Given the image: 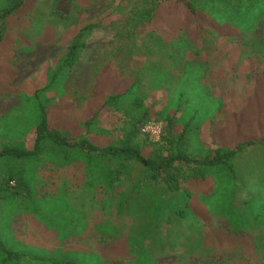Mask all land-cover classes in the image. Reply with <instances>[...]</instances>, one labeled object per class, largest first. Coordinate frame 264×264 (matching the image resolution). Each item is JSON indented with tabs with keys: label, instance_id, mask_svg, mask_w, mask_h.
I'll list each match as a JSON object with an SVG mask.
<instances>
[{
	"label": "rangeland",
	"instance_id": "1",
	"mask_svg": "<svg viewBox=\"0 0 264 264\" xmlns=\"http://www.w3.org/2000/svg\"><path fill=\"white\" fill-rule=\"evenodd\" d=\"M253 2V7L241 9L238 16L247 19L242 25H235V29L233 26H228L225 32L211 27L204 29L201 39L193 45L198 54L188 51L186 55L200 62L192 68L185 62V43L189 42L186 28L193 31L192 17L186 16V11H182L180 18L172 16V7L166 0L157 1L152 19L145 23H132L130 17L132 10L143 11L149 0L28 2L10 15L8 31L0 42V149L17 142L32 145L34 133L27 103L22 104L24 95L33 94L49 81L54 62L50 58L40 64L31 62L24 71L26 78L14 84L9 77L14 78L12 63L19 58V52L28 57L37 42L44 44L56 38L59 51H63L82 26L100 22L86 37V46L64 84L58 85L60 81L56 80L53 93L60 86L68 97L60 102L55 100L56 105L50 108L51 118L63 126L66 125L63 119L78 122L94 96L96 77L100 78L101 87L114 76H138L139 92L145 104L154 110L165 103L176 84L199 83L212 95L209 74L216 61H220L218 67L223 71L235 67L237 74L243 76L253 71L248 59L258 56L255 53H264L263 47L252 38L264 31V0ZM153 20L159 25L171 21L167 24L171 25L168 35L180 39L175 47L159 35L149 36ZM243 99L248 110L264 99V89H255ZM217 102L223 106V101ZM246 110L241 115L246 117L244 121H240L243 119L238 118L239 114L235 120L230 119L231 134L225 144L233 146L240 140L261 138V129L255 121L247 120ZM214 115L217 124L224 122L218 110ZM259 115L262 116L261 112ZM95 124L114 135L123 121L119 112L103 109ZM201 129L197 139L203 141L205 134ZM65 132L70 134L66 129ZM211 134L208 136L213 139ZM94 138L106 141L101 136ZM142 139L140 136L139 142ZM206 141L209 145L210 139ZM36 163L0 156V175L17 171L32 174L30 184L35 197L41 200V194L46 193L54 198L55 206L49 203L39 208L45 213L52 209L51 216L58 220L50 219L48 225L28 212L24 197L14 200L0 196V242L8 248L57 252L60 247L87 249L98 255V262L88 261L92 264H264V144L245 145L232 162V173L211 171L206 179L189 180L185 183L187 193L185 189L169 191L162 180H151L137 163L121 168L118 176L115 173V185L110 189L96 179L89 182L80 162ZM111 164L116 167L115 161ZM65 200L68 208L64 212ZM145 202H153L151 210L157 205L155 214L143 213ZM41 215L46 216L42 212ZM106 223L111 228L108 232L102 229ZM67 233L70 235L65 237ZM139 234H144L139 256L144 257L142 251L146 249L150 255L146 263L134 262L138 256L132 254V249L137 248L131 239ZM59 256L58 260L65 261L62 254ZM85 257L91 260L89 254ZM66 258L71 259L70 254Z\"/></svg>",
	"mask_w": 264,
	"mask_h": 264
},
{
	"label": "trees",
	"instance_id": "2",
	"mask_svg": "<svg viewBox=\"0 0 264 264\" xmlns=\"http://www.w3.org/2000/svg\"><path fill=\"white\" fill-rule=\"evenodd\" d=\"M157 1L160 0H155V2L149 0V5H146L143 11L132 10L131 22H149L156 9ZM166 1L172 7V16L180 18L182 11H186V16L192 17L194 29L192 31L190 28H186L189 42L185 43L187 51L185 57L189 52L193 55L198 54V49H195L193 45L201 39L204 29L211 27L216 31L222 29L225 32L228 26L242 25L247 18L238 16L241 9L251 8L254 5V0ZM28 2L33 4L35 0H0V42L5 33V18L16 14ZM165 21L159 25L153 20L154 25L149 36L153 38L161 36L172 47H175L180 39L174 40L168 35L171 25L167 24L171 21L166 23ZM99 25L100 22L82 26L68 41L66 48L54 59L49 70V73L51 72L49 81L37 88L33 94L24 95L22 104L27 103V110L31 117L30 127L34 133L32 145L27 147L23 142L3 145L0 149V156L5 155L28 162L34 160L38 162L36 165L44 161H52L60 165L80 162L84 166L89 182L96 179L108 189L115 185V173L118 176L121 168H126L129 163H137L146 171L151 180H162L169 191L185 189L187 193L188 189L185 187V183L189 180L198 182L206 179L211 176V171L232 173V162L245 145L264 144L263 135L258 140H240L233 146L219 144L214 139H212L214 146L207 145L204 141L197 139L198 131L206 121H209L211 125L216 123L213 116H215V111L221 112V103L220 106L217 104V99L219 101L221 99L214 97L213 94L209 95L199 83L196 86L176 84L165 103L151 110L145 104L143 94L139 92L140 81L136 75L111 77L107 79L104 90H102L104 86L99 87L100 78L96 77L93 81L94 96L89 102L90 104L84 107L80 120L73 122L70 119H63V123L66 125H57L55 119L51 118L50 108L56 105L55 100L60 102L68 96L67 94L63 95L66 91L60 89V86H58L57 92L53 93L57 87L56 80L60 81L58 85L64 84L79 53L86 46V37L93 28ZM252 38L264 50V31L256 33ZM177 54L178 51L175 50L174 55ZM181 55L184 54L181 53ZM185 62L191 68L195 64H200L191 56L186 57ZM103 109L119 112L122 116L123 125L114 131V135L95 124ZM150 120H156L162 124L158 140L141 132V127ZM225 121L224 118L223 123ZM65 129L70 134H67ZM94 136H101L106 141H99V138L95 140ZM140 136H143V139L139 142ZM113 161L116 162L114 168L111 167ZM32 179V174L27 171L0 175V196H9L13 199L24 197L27 203L23 202V204L30 210L28 212L49 225L48 221L55 219L51 216L53 210H46L45 213L39 206L52 204L54 198L45 193L41 194V200L37 199L30 184ZM9 188L11 190L7 193ZM60 194L66 199L64 192ZM57 197L59 196L57 195ZM145 203L147 206L144 205ZM145 203L142 208L143 213L155 214L157 205H154L151 210L153 202ZM67 204L68 202L65 200L64 212L67 211ZM52 206L55 205L52 204ZM41 212L46 216H42ZM102 229L108 232L111 228L106 223ZM67 235L68 233L65 237ZM143 237L144 234H139L131 239L137 248L132 249V254L138 256L134 257V262L146 263L149 260L148 249L146 252L142 251L144 257L139 256L141 252L139 245L141 243L143 248ZM62 238L65 239L63 236ZM129 251L130 249H127V252ZM67 253L70 254L71 259L66 258ZM60 254L64 256L65 261L58 260ZM87 254L90 255L91 260L85 257ZM93 260L98 262V255L87 249L60 247L58 252L52 249H19L17 246L11 249L5 243L0 242V264H92ZM88 261L91 262L88 263Z\"/></svg>",
	"mask_w": 264,
	"mask_h": 264
},
{
	"label": "crops",
	"instance_id": "3",
	"mask_svg": "<svg viewBox=\"0 0 264 264\" xmlns=\"http://www.w3.org/2000/svg\"><path fill=\"white\" fill-rule=\"evenodd\" d=\"M9 17L10 16L6 17L4 20L5 33L8 31L7 21ZM61 51H59L58 38H56L55 40L44 44L37 42L36 48L31 51L30 55L28 54V57H22L24 54L19 52V58L12 63L15 69L13 71L14 78L9 77V82H13L14 84L22 83V81L26 78L25 74H27L24 72L26 66L30 65L31 62L40 64L45 58L54 60ZM255 54L258 56L248 59V62L253 65L251 69L253 71L249 73L248 76H246L247 74L244 76L243 74H237L235 67H233L230 71H223V69L220 70L218 67V62L220 61H216L217 64L211 70L209 77L211 80L213 96L223 101L220 116L221 118H225L226 121L225 123L220 122V124L215 123L214 125H211L207 121L202 124L201 130L205 134V140L203 139L205 143H207V139H210V141H208L209 144L213 141L212 138L208 136L209 133H212V137L221 142L217 143L227 145L225 144V141L231 134V129L228 130L230 119L235 120L238 114L240 115L238 118L243 119L240 121H244L246 118L244 115L243 117L241 116L246 110V101H244L245 99H243V97L250 95L253 91H255V89H264V53ZM260 112L262 116L259 115ZM246 113L249 115L247 120H252L257 123L261 129L260 136L262 137L264 135V99H259L250 109L248 107Z\"/></svg>",
	"mask_w": 264,
	"mask_h": 264
},
{
	"label": "built area",
	"instance_id": "4",
	"mask_svg": "<svg viewBox=\"0 0 264 264\" xmlns=\"http://www.w3.org/2000/svg\"><path fill=\"white\" fill-rule=\"evenodd\" d=\"M162 131V124L156 120H150L141 127V132L150 136L154 140H158Z\"/></svg>",
	"mask_w": 264,
	"mask_h": 264
}]
</instances>
